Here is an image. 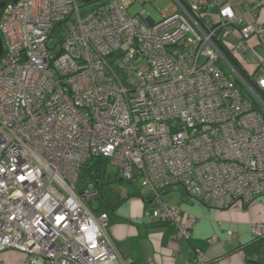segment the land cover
Instances as JSON below:
<instances>
[{
    "label": "built area",
    "instance_id": "2783aa9c",
    "mask_svg": "<svg viewBox=\"0 0 264 264\" xmlns=\"http://www.w3.org/2000/svg\"><path fill=\"white\" fill-rule=\"evenodd\" d=\"M0 0V252L23 264H115L109 218L93 211L90 159L137 180L149 195L148 224L172 223L189 240L195 218L162 200L180 186L207 207L264 196V74L247 80L222 47L241 16L219 0H172L148 24L133 4L105 0ZM253 17V16H252ZM230 54L251 36L239 30ZM264 237V225L250 228ZM235 241V235L229 233ZM2 264V263H0ZM147 264H154L148 261ZM206 264L201 254L193 263Z\"/></svg>",
    "mask_w": 264,
    "mask_h": 264
},
{
    "label": "crops",
    "instance_id": "0c3cea01",
    "mask_svg": "<svg viewBox=\"0 0 264 264\" xmlns=\"http://www.w3.org/2000/svg\"><path fill=\"white\" fill-rule=\"evenodd\" d=\"M219 1L223 3L222 6L207 7L205 10L214 23L219 20L221 10L226 6L237 16H241L245 9L253 13V17L248 15L241 19V23L228 25L231 33L225 41L227 50L231 51L233 44L237 42L238 30L252 19L264 27V0ZM155 9L157 12L144 18L148 24L171 14L174 5L172 2L169 7ZM168 9H171L170 12ZM142 10L145 11L137 8L131 14ZM235 54V60L250 79L254 80L264 74V37L251 36L247 39L244 50L239 54L233 53ZM126 181L131 184L134 179ZM179 187L164 189L161 197L165 202L181 209L182 221L186 214L196 219L190 226L189 240H178L177 226L172 223L148 224L145 213L151 208L150 199L142 187L121 194H113L107 186L104 187V201L110 204V209L106 211L109 218L108 235L118 254L115 264H147L148 261L154 264H186L193 263L198 253L206 264H264V238L253 243L250 232L252 225H264V196L244 207L235 204L225 209H214L192 199ZM229 233L235 235V241L230 240ZM12 252L21 257V262L16 263L21 264L22 254L11 250L0 252V263L15 264L7 261Z\"/></svg>",
    "mask_w": 264,
    "mask_h": 264
},
{
    "label": "rangeland",
    "instance_id": "374dc122",
    "mask_svg": "<svg viewBox=\"0 0 264 264\" xmlns=\"http://www.w3.org/2000/svg\"><path fill=\"white\" fill-rule=\"evenodd\" d=\"M92 1L94 2L93 4L95 5L99 0H92ZM171 3H172V0H150L144 6H138L137 4L132 5L131 9H129V13L130 14L133 13V11L137 8H139V9L142 8L147 13L144 16V18H145L148 15H150L151 13L157 12L155 8L164 9L165 7H169V4H171ZM92 5L82 6L80 8L81 13L86 12L90 8V6H92ZM170 10L171 9H168V12H170ZM233 56H236V54ZM106 177L108 179V183L106 186L108 187L109 191H111V193H113V194L126 193V191H131V190L134 191V189H141V187H142L137 180H134L131 184H129L128 181L122 179L120 177L119 173L117 172V169L114 166H107ZM82 187H83V181H82V175L80 174L78 177V180L76 182V189L79 191V190H81ZM179 188H181V187H179ZM181 191L183 192L182 189H181ZM183 193H185V192H183ZM186 197H188V196H186ZM8 250L17 251L14 249H8ZM5 251H7V250H5ZM17 252H19V251H17ZM21 254L23 256L21 264H23V261H24L26 256L23 253H21ZM9 256H10V258L7 259V261H10V262L15 263V264L21 262V257L17 256L16 254H13V252ZM38 264H42V261L38 260Z\"/></svg>",
    "mask_w": 264,
    "mask_h": 264
},
{
    "label": "trees",
    "instance_id": "16d2710c",
    "mask_svg": "<svg viewBox=\"0 0 264 264\" xmlns=\"http://www.w3.org/2000/svg\"><path fill=\"white\" fill-rule=\"evenodd\" d=\"M102 1H105V0H99L97 3H100ZM4 2L6 3V2H8V0H4ZM0 12H1V9H0ZM222 49L224 50L225 54L227 55L229 61L238 70V72L243 77H245L247 80L251 81V79L246 75V73L242 70L240 65L237 63L233 54H230L227 51V48L225 46L222 47ZM106 174H107V165L101 159H90V160H88L87 163L84 165L83 169L81 170L82 179L83 180L85 179L86 181L88 180V181L93 182L94 185L96 186L98 192H99V196L96 198L95 202L90 203V205H89L93 211H104V212H106L107 210L110 209V204H108L107 202L104 201L105 200V198H104V187L107 185ZM161 224H165V223H161ZM263 238H260V239H254L253 238V243H258Z\"/></svg>",
    "mask_w": 264,
    "mask_h": 264
},
{
    "label": "water",
    "instance_id": "95a60500",
    "mask_svg": "<svg viewBox=\"0 0 264 264\" xmlns=\"http://www.w3.org/2000/svg\"><path fill=\"white\" fill-rule=\"evenodd\" d=\"M14 1H16V0H14ZM84 2L86 4H89V3H92L93 1L92 0H85ZM2 6H3V3H0V8H2ZM1 54H2V41H1V38H0V56H1Z\"/></svg>",
    "mask_w": 264,
    "mask_h": 264
},
{
    "label": "clouds",
    "instance_id": "9594fccd",
    "mask_svg": "<svg viewBox=\"0 0 264 264\" xmlns=\"http://www.w3.org/2000/svg\"><path fill=\"white\" fill-rule=\"evenodd\" d=\"M94 2H92V3H89V5H92ZM252 80V79H251ZM122 178V177H121ZM123 179V178H122ZM124 180H127V179H124Z\"/></svg>",
    "mask_w": 264,
    "mask_h": 264
}]
</instances>
